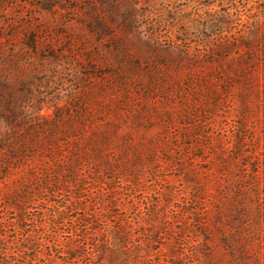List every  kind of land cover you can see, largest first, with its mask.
<instances>
[{
	"label": "rangeland",
	"instance_id": "374dc122",
	"mask_svg": "<svg viewBox=\"0 0 264 264\" xmlns=\"http://www.w3.org/2000/svg\"><path fill=\"white\" fill-rule=\"evenodd\" d=\"M219 49L226 55L225 65L245 55L240 70L244 79L235 71L229 83L223 73L222 78L213 76L212 91L220 104L207 114L202 108V115L195 114L199 131L218 141L213 152L204 138L189 141L191 147L182 150L187 168L192 162L203 170L199 183L186 178L177 160L170 164L161 158L154 164L157 175L148 161L139 165L143 175L135 190L117 177L115 195L134 215L166 187L177 192L165 207L170 220L166 241L177 244L181 264H207L204 252L212 253L217 264H253L252 256H244L246 242L264 264V0H0V264L96 262L88 237L82 239L85 257H69L71 221L53 223V202L46 192L35 193L22 212L24 226L19 224L20 210L8 207L3 194L26 182L29 177L22 175L36 163L27 160L23 166L24 160L14 159L8 164V136L53 118L56 110L75 113V104L86 112L83 102L88 100L92 105L87 110L95 117L101 116L97 100L112 101L128 93L135 108L145 90L152 93L146 101L176 115L185 102L201 99L190 93L189 76L194 75L202 95L206 92L196 75L209 74L208 56ZM121 72L124 84L118 83ZM243 89L247 128L239 154L230 148L241 132L238 107ZM119 118V132L165 129L159 118L132 124L125 104ZM173 121L170 132L182 130L184 122ZM45 159V165L50 163ZM201 197L207 199L203 204ZM258 208L262 215L254 219ZM216 224L235 235L231 246L223 243V230ZM148 249L146 264H172L169 254Z\"/></svg>",
	"mask_w": 264,
	"mask_h": 264
},
{
	"label": "trees",
	"instance_id": "16d2710c",
	"mask_svg": "<svg viewBox=\"0 0 264 264\" xmlns=\"http://www.w3.org/2000/svg\"><path fill=\"white\" fill-rule=\"evenodd\" d=\"M253 44L256 45L257 40H254ZM252 55L256 56L255 51ZM225 57L223 49L210 53L206 62L210 64L209 74L200 71L196 75L201 85L206 88L203 95L201 94L203 89L195 85L194 75L188 77L190 93L198 95L201 99L191 103L185 102L182 110L176 115L172 114L173 111L165 109L164 111L157 102L146 101L144 97H149L152 93H147L146 90L142 92L140 89L143 101H136L135 108L129 93L126 92L128 94L116 100H97L96 105L100 108L101 116L95 117L91 111L87 110L92 105L88 100L83 102L86 112L81 110L80 105L75 104L77 109L75 113L64 114L56 110L53 118L36 124L16 137L8 136L7 140L10 142L6 150L8 164H11L9 161L14 159L24 160L23 166L27 160L36 163L22 175V177H29V180L3 194L8 207L20 210L19 224L24 226L22 212L35 193L46 192L49 194L48 199L53 202V223L59 225L65 219L71 221V250L68 251L70 258L85 257L86 248L82 239L88 237L91 239L90 247L95 253L94 264H146V257L150 252L148 247L155 249L156 252H164L167 256L169 254L168 257L173 259L172 264H181L177 244L172 243L169 246L166 241L169 239L166 228L170 220L166 216L165 207L173 200L177 192L173 188L166 187L147 204L145 209H140L132 215L126 204L121 201L122 199L115 195V181L117 177L125 178L132 185L131 190H135L143 175L139 165H144L148 161L150 168L157 175V166L154 164L164 158L170 164L177 160L186 178L196 184L199 183L203 170L197 169L196 164L192 162L190 163L192 166L187 168L188 160L183 157L182 150L191 147L189 141L203 138L208 141L209 150L218 143L215 135L200 132L201 123L193 119L195 114L202 115L198 114L200 108L207 114L220 104L219 100L214 98L212 91L213 76L222 78L220 74L223 73L227 76L226 81L229 83L233 80V76L230 75L235 71L244 79V70H240L245 67V55L226 65ZM118 75V83L124 84L125 79L121 77L123 72ZM240 97L242 104L238 107L241 117V119L239 117L238 130L241 132L230 148L231 152L236 153L244 150V131L247 128L245 116L248 104L244 89L240 92ZM124 104L130 110L132 124H149L159 118L164 121V131L149 133L116 130V126L120 125L119 114ZM176 118L184 122L182 130L170 132L173 128L171 125H176L173 121ZM16 142H19L20 146H16ZM203 150L208 152L207 146H204ZM217 155L221 156L219 152L216 153ZM45 157H48L50 162L47 165L43 161L46 160ZM233 157L238 156L233 155ZM221 158L223 159L222 156ZM38 160L43 162L39 164ZM38 167H41V170H37ZM118 169L119 172H117ZM88 174L91 177L90 180H88ZM106 174L110 177L106 178ZM201 200L203 204L207 199L201 197ZM130 203H134L132 198ZM75 211L80 214L74 215ZM261 215L260 208L255 217L250 216L258 219ZM203 224L208 226V222ZM215 226L218 230H223L221 225ZM205 232L207 233L205 238L209 239L208 228ZM222 233L223 243L231 246L232 237L235 238V235H230L224 230ZM155 241L158 243L155 244ZM28 243L29 247H33L30 238ZM163 245H166L168 249L163 251L161 247ZM204 255L207 264H217L212 253L204 252ZM244 256L247 259L252 256L250 263L261 264L262 262L260 253L254 252L250 242L244 244Z\"/></svg>",
	"mask_w": 264,
	"mask_h": 264
}]
</instances>
